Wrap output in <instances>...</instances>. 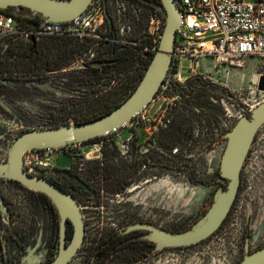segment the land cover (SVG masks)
<instances>
[{
	"label": "rangeland",
	"instance_id": "1",
	"mask_svg": "<svg viewBox=\"0 0 264 264\" xmlns=\"http://www.w3.org/2000/svg\"><path fill=\"white\" fill-rule=\"evenodd\" d=\"M110 2H112L111 7L113 8L111 10L113 12L122 9L123 4H125L126 13L132 14V8L126 4L125 0H111ZM121 24L124 28L125 25H128V20L124 17ZM126 31L125 29V33ZM124 38L130 39V34L129 36L125 34ZM44 41H47V39ZM91 42L93 44L92 40L84 42L86 43L85 46L92 45ZM41 45L48 50L47 45ZM29 48L30 44L21 39L12 44L11 51L6 52L4 47L0 46V62H6L4 66H0V81H3L1 79L4 77L13 79L12 82L3 81L5 86L0 88V98L9 107V109H6L0 106V134L3 135L0 137V161L8 159L13 142L21 134L37 129H50L54 125L65 121L66 116L60 112L64 107H83V109L91 110L92 113L100 112L106 107L107 98H103L105 94H99L98 97H102L100 98L101 101H98L96 96H89L85 100L86 93L89 94L86 92L88 86L77 83L75 80L77 76L82 78L86 75L83 68L87 66L86 63L90 62V59H85L89 48L82 49V59L79 52L72 59L71 65H75L74 71H67L64 74L62 72L60 74H50L42 81H38L36 76H30L31 62L25 59L5 60L6 56L14 53L25 55L29 53ZM188 65V62H184V66ZM201 68L202 63H200L198 70ZM208 70L209 77L207 81L214 86L200 89L198 91L199 97L196 100L197 103L208 101L211 104L209 105L210 108L207 109L209 113L199 114L193 108L189 110L193 112L192 117L198 123V125L193 123L192 130H201L198 139L194 140L193 146L186 145L183 141L179 146L180 151L175 160L173 157L175 150L170 152L159 145L156 135L163 130L160 129L159 132H156L151 127V156L161 159L162 164L167 166H151V182L143 186L138 198L134 197L133 206L135 205L134 208L138 207L141 214L150 215L151 221L165 228H183L197 217L215 188V184L192 183L187 175V169L180 170L178 168L180 161L189 160L193 166L199 168L202 177L208 180L213 179L216 171L219 170V156L224 151L223 145L225 142L213 147V149L208 147L210 140L206 130V122L209 121L207 116L218 113L227 122V114L229 113L230 121L236 123L244 116L242 111L244 107L248 108L249 106L254 109L264 101V95L258 90V84H256V79L259 80V77L264 75L262 64H258L256 67L250 66V68H247L245 66L236 69L214 68L210 65ZM187 76V69H182L180 82H176L177 88L176 86L175 88L167 86L158 100L151 104L147 115L152 122L155 119L157 122L164 120V116H167L169 112L176 109L182 110V107H185L184 111H186L187 108L182 103L195 104V100L190 98L188 100V97L178 92L180 90L187 94L191 91V88L201 86L191 80L196 78L185 80ZM72 80L74 84L70 83ZM118 82L117 80L108 85V89L116 87ZM69 85L76 87L74 93L62 89L63 86L68 87ZM215 86L229 91L235 97V101L229 102L226 100L222 104L220 100L225 98V93L221 89L217 90ZM211 97H213V100ZM73 98L82 103L72 105L75 101ZM217 100H219V103H217ZM194 107L199 109V106ZM215 120L218 121L219 137L224 133H228V128H231L230 123H228L227 128L222 125L220 119L215 117ZM124 133L127 135V131ZM115 134L121 133L115 132ZM193 135L196 137L195 133ZM217 137L214 136V139ZM216 150L217 153H213ZM67 163L68 158L64 157L63 165ZM12 189L13 185L9 186L4 182H0L2 193L16 203V212L19 217L17 225L27 229L36 227V229L43 230L45 234L49 223L46 215H44L43 221L39 219L36 222L33 217L31 218V215L35 212L33 198L29 197L27 193L12 197L11 193H14V190L11 192ZM113 212V210L105 211L110 215L108 217H113L117 213L114 212L113 214ZM3 218L2 216L0 220L1 223L5 224ZM118 223L116 220L88 222L89 241H97L100 233L115 228L114 225ZM51 228L53 230L51 232L56 234L58 223L56 221L52 222ZM245 233H251L252 235L251 251L256 250L259 246H264V126L259 130L250 149L242 171L239 195L224 225L212 237L197 245L156 253L149 259L136 260L131 264H239L244 256ZM80 258H83V256L76 257L71 264H89V261L85 262ZM107 264L121 263L119 259L113 258Z\"/></svg>",
	"mask_w": 264,
	"mask_h": 264
},
{
	"label": "flooded vegetation",
	"instance_id": "2",
	"mask_svg": "<svg viewBox=\"0 0 264 264\" xmlns=\"http://www.w3.org/2000/svg\"><path fill=\"white\" fill-rule=\"evenodd\" d=\"M110 1L111 0H101L102 10L105 15L104 17L105 30L104 29L101 30V35L104 36L106 39L108 38L115 40V42L108 41L106 39L100 42L94 41L92 45H88L89 46L88 54L87 55L85 54L86 55L85 59H90V63L98 59H103L102 67L106 63V61L104 60L108 59L109 57L108 50L111 47L117 48L119 46H124L126 44H132L138 46V45H144L145 43L147 44L148 41L149 44L151 43L152 46L153 44L152 21L155 17V13H157L156 11H158V14L160 16L165 15V13L159 9V6H161L162 4L161 0H159L158 4H156L154 0L151 1L141 0L139 4L144 7L143 13L145 18V29L142 35L139 36L137 40L136 39L137 35L134 32L135 30L134 24L131 21L130 14L126 13L125 4H123L122 9L113 12L111 10V8H113L111 7L112 2ZM125 2L130 7L131 5H133V2L130 0H125ZM8 9H17V8H8ZM20 9H24V8H18L19 14L23 15L26 13L25 10H20ZM4 10L6 11V9ZM39 17L41 18L40 21L44 20L43 17L41 16ZM124 17L126 20H128V25H125V27L122 28L123 25L121 24V20ZM21 18L27 19L29 23H31V20H33L30 16H24ZM150 21H151V36H150ZM125 29L127 30L126 33H125ZM124 33L128 36L130 34V39L129 38L125 39ZM134 36H136V38H134ZM44 38L46 37L39 39L35 38L36 40L35 44L33 43L32 38L30 39V41L23 40L30 44L29 53L25 55L14 53L13 55L6 56L5 60L14 61L18 59H25L31 62V64H33L34 62L42 63V61H44L48 56L47 50L44 47H42V45L40 44V41L43 40ZM16 40H20V38L13 39L12 41L6 42L4 45H0V46L4 47V50H6V52L11 51L12 44ZM96 43L98 44V46H96L97 45ZM156 52L153 53V56L155 55ZM79 53H81L80 54V58H81L82 52ZM3 63L6 62L4 61ZM71 64L69 65L70 67L67 66L63 69L54 70L46 73L40 72V70L37 68L35 70V75H33L34 73L31 74L32 72H30V76H36V79L38 81L40 80L42 81L46 79V76H49L50 74L52 75L60 74L61 72L64 74L67 71H71V70L74 71L75 65L72 66ZM88 64L89 63H86L85 65ZM88 68H89L88 66H85V68H83V71H86L84 72L86 75L89 74L87 72ZM100 73L104 77L106 76L104 75L105 72H103L102 68L100 70ZM174 73H176V71L172 67L169 72V75H173ZM169 75L166 77V79L169 77ZM40 77L42 78L40 79ZM4 78L1 79L4 82L6 81L12 82L13 80L11 79V77L10 79H6V78L4 79ZM73 80L70 82L71 84H74ZM3 81H0V88L5 86L4 85L5 83ZM99 87L105 89L106 86L104 83H101ZM215 88L217 90L221 89L225 93L224 94L225 98H222L220 100L222 104H224L226 100L229 102L235 101V97L233 96V94H231L226 89L219 86H215ZM62 89L66 91H72L73 93L74 91H76V87L73 85H69L68 87L63 86ZM104 91L105 90H102L101 92ZM211 99L213 100V97H211ZM73 103H81V101L75 100ZM217 103H219V100H217ZM0 106L9 109V107L4 103V101H2V98H0ZM205 110H206L205 107H203L202 105L199 106V109H196V111L199 114L205 113ZM62 111L63 113H69V109L67 107L62 109ZM171 114H172V119L164 129L167 130L168 133H170V131L175 127L174 124L175 116L173 112H171ZM248 115L250 114L247 113V111H245L244 116H248ZM210 116L211 117L210 119H208L209 120L208 123L212 122V124L209 125L206 122L207 125L206 130L208 131L207 134L209 135L208 137L210 140V142L208 143V147L213 149V147L226 142L225 136L227 134L224 133L221 137H219L220 136L218 133L219 128L217 126L218 121L215 120V117L220 119L222 125L224 126H226L231 121L229 119V113L227 114L228 116L227 122H225L224 119L221 116H219L218 113L217 114L213 113ZM70 121H71L70 124H76L74 123L73 119H71ZM194 123L198 125L196 121ZM235 124L236 123L234 122L233 126ZM233 126L228 130V132L233 128ZM130 130L131 131H128V128L126 129L128 133L133 132L132 137H128L129 134H127L126 137L124 138L118 136L117 134H108L106 136L104 135L85 142H75L76 145H74L71 148L68 154L62 156L61 160L56 164V166L49 167L46 169H39L37 173H34V175L25 172L26 174L33 177H40L47 179L48 181L52 182L53 184H55L65 192L69 193L75 198L76 202L78 203L81 209L82 218L85 223L84 241L81 248L77 252L76 256L71 260L69 264H71L72 261H74L75 258L78 256H83V258L80 259H83L85 262L89 261V258L91 257L90 251H94L95 246L104 237L103 233H101L99 235L101 238L98 237V241H89L90 238L88 231V222H94V221L116 220L119 222L117 225L113 224L115 228L111 230L109 229L111 235L108 236L110 237V239L107 242V245L110 246L116 245L115 247L117 251L111 254L108 260H106L103 264H107L109 260L113 258L119 259L121 264H131L136 260L149 259L152 255L156 253H161L167 250H179L182 248H186V247L167 248L161 252H155L156 245L154 243L148 240L139 239V237L146 234L147 231L145 230L127 231V226L131 224L144 223V224H153L160 228L172 232H180L181 229H183L185 226H187L189 223H191L193 220L196 219L195 217L193 220H191L183 228L180 229L165 228L151 221L150 215L145 216L141 214L138 207L134 208L135 206V205L133 206L134 197L138 198L141 190L143 189V186L151 182V129H148L147 127H145V125H142L137 119H134L131 121ZM139 130H142V132L145 133V135L142 138L138 137L137 135V132ZM185 130H187V128H185ZM188 132L191 134V137L188 143H186V145L189 144L190 146H193L194 140L198 139L201 130L190 129ZM193 133L196 134V137H194ZM2 136L3 135L0 134V137ZM214 136L215 137L218 136L219 138L217 137L216 139H214ZM173 150H176L174 154H178L180 151L179 147H176ZM64 157L68 158V163L66 165H63ZM145 164L147 166L146 168H143V165ZM178 168L180 170L185 169L184 167L181 166H179ZM218 172L219 170L216 171L215 175L213 176V179L208 180L202 177V175L199 173V168L197 167L195 172L196 174L195 176L192 177L190 176L187 170V175L192 183L195 184L202 183V184H212V185L215 184V188L213 189L208 199V202L205 204L203 210L199 215L203 216L207 212L205 210H208L211 207L212 203L210 204L209 202L211 197H214V193L220 188L225 189L227 186V181L221 178L220 172L219 175ZM0 182H4V184H8L9 186L13 185V189L11 190V192L14 190V193H11L12 197L27 193L29 197L33 198V203H34L35 212L31 215V218L33 217L36 222L39 219L40 221H43L44 215H46V219L50 223V224L48 223V229L45 234L43 233V230H39V228L36 229V227L27 229L17 225V221L19 217L16 212V206H15L16 203H14L13 200L8 199L6 195H4L0 190L7 204L8 211L10 214V222H11L9 224L8 221L6 220V217L0 211V218L3 216L4 217L3 221L5 222V224L1 223L0 220V226H1L0 245L2 252V262L4 264H26L28 261H35L34 264L51 263L58 255L59 247H60L61 217L58 209L56 208L52 200L44 193L29 190L28 188L22 186L20 183L15 181L0 179ZM241 182H242V173H241ZM209 205L210 207L208 208ZM106 210H113L114 212L117 213L114 214L113 212L114 214V215L112 214L113 217H108L110 215H108V213H105ZM54 221L58 223V232L56 234H53V232H51L53 231L51 226H52V222ZM224 223L222 224V226L224 225ZM73 235H74V227L72 223L69 222L67 236H66L67 245L72 241ZM1 236L4 237L5 242L7 244V256L5 255L4 250L2 249ZM247 240H249L250 243L249 252H254L263 247V246H259L257 247L256 250L251 251L252 249L251 233L244 234L245 245ZM245 245L243 248L244 256L246 255ZM103 258H105V256H103ZM91 264H95V263L91 261Z\"/></svg>",
	"mask_w": 264,
	"mask_h": 264
},
{
	"label": "water",
	"instance_id": "3",
	"mask_svg": "<svg viewBox=\"0 0 264 264\" xmlns=\"http://www.w3.org/2000/svg\"><path fill=\"white\" fill-rule=\"evenodd\" d=\"M93 0H0V9L24 8L33 16L48 21H68L84 13ZM159 9L166 15L163 35L143 78L134 92L106 115L84 124H70L57 128L37 129L20 135L12 144L8 159L0 161V179L11 180L35 192L46 194L58 209L60 221V247L56 258L49 264H69L84 241L85 223L75 198L47 179L33 177L23 169V155L37 148H58L71 142H85L110 134L127 124L152 104L164 80L173 67L176 33L182 25L183 15L174 0H161ZM36 43L35 38H32ZM258 90L264 92V75L258 80ZM264 126V101L255 107L250 116L241 117L226 134L224 151L219 156V172L227 181L225 189L214 193L207 212L188 230L172 232L153 224L136 223L127 226V231L145 230L139 239L156 245L155 252L167 248L192 246L209 239L228 217L239 192L241 173L250 149L259 130ZM222 148V149H223ZM0 211L10 224V214L4 196L0 192ZM74 227L72 241L67 245L68 223ZM1 229V226H0ZM2 249L7 256V244L1 236ZM239 264H264V246L249 252ZM28 261L26 264H34Z\"/></svg>",
	"mask_w": 264,
	"mask_h": 264
},
{
	"label": "built area",
	"instance_id": "4",
	"mask_svg": "<svg viewBox=\"0 0 264 264\" xmlns=\"http://www.w3.org/2000/svg\"><path fill=\"white\" fill-rule=\"evenodd\" d=\"M174 1L183 15L182 25L176 33L175 41L174 60H176L177 71L164 81L152 104L158 100L167 86L175 88L174 84L180 82L182 69H187L188 72L185 80L196 77L207 80L210 65L214 68L236 69L245 67L249 58L264 61V0ZM104 17L101 0L92 1L84 13L71 20L48 21L44 19L34 25L27 19L0 9V45L16 38L30 41L31 38L51 36L72 38L81 43L90 40L100 42L106 39L101 35V30H105ZM165 22L163 16L155 13L152 21L153 44L145 48V52L157 51ZM30 26L32 28L29 29ZM106 40L115 42L108 38ZM184 62H188L189 65L184 66ZM200 63H202V68L198 70ZM150 107L151 105L133 120L137 119L148 129L153 127L156 132L160 129L164 130L172 119L171 112L164 116V120L157 122L155 119L152 122L147 115ZM252 110L253 108L248 106L243 109V112L247 111L250 114ZM234 122H230V127ZM225 127L228 128V124ZM127 128L131 131V123L110 134L119 132L121 134L117 135L124 138ZM128 131V137H132L133 132L128 133ZM137 135L142 138L145 133L139 130ZM74 145H76L75 142L58 148L28 150L24 154L23 168L28 174L34 175L39 169L54 167ZM146 166V164L143 165V168Z\"/></svg>",
	"mask_w": 264,
	"mask_h": 264
},
{
	"label": "trees",
	"instance_id": "5",
	"mask_svg": "<svg viewBox=\"0 0 264 264\" xmlns=\"http://www.w3.org/2000/svg\"><path fill=\"white\" fill-rule=\"evenodd\" d=\"M130 1L133 2V5H131L133 14H130V18L134 24L135 27L134 32L137 35L136 39L138 40L139 36L142 35L145 29V18L143 13L144 7L139 4L141 0H130ZM154 1L156 4H158L159 2V0H154ZM132 6H134L135 8ZM20 10H25L26 13L21 15L18 13V9H6V12L19 17L30 16L33 19L31 20V23L33 25L39 23L38 21H40L41 19L39 16H33L32 13L27 9H20ZM156 12L158 13V11ZM162 16L164 21H166L165 15ZM30 28L32 27L30 26L29 29ZM45 39H47V41H44ZM42 41H40V44L47 45L48 56L44 61H42V63L34 62L32 64L31 74L33 73L35 74V70L37 68L40 70V72L43 73L63 69L72 63V59L74 58V56H76L77 52H81L82 49L85 50V48L89 47V46H85L86 43H81L75 39L66 38V37L51 36L44 38ZM145 44L138 46L132 44H126L124 46H119L117 48L116 47L109 48L108 50L109 57L108 59L104 60L106 61V63L103 67H102L103 59H98L92 61L91 63L89 62V64L87 65L89 67L87 71L89 74H87L82 78L77 76L75 80L77 83H81L83 85L88 86L86 92H88L90 95L86 93L85 100H87L89 96H96L97 100L101 101L100 98L102 97H98L99 94L100 93L105 94L103 98H107L105 103L106 107L104 109L102 108L103 110H101L100 112L92 113L91 110L83 109V107L72 106V105H76V103H73L71 105L72 107H67L69 109V113H63L62 110L60 111L63 115L66 116L65 121L54 125L52 128L69 125L71 123L70 121L71 119H73L76 124H84L87 122L94 121L106 115L107 113L111 112L121 103H123L126 99H128L136 89L137 85L142 79L147 67L149 66L153 58V53L151 54V52L144 51L145 48L151 47V43L149 44L148 41L147 44L146 45ZM4 65L5 64L3 62H0L1 67ZM101 68L103 69V72H105L104 73V75H106L105 77L100 73ZM173 68L175 69V71H177L176 60H174ZM117 80L119 81L118 85L116 87H111V89H108V85H110L113 82H116ZM191 80L194 83H197L201 86L196 88L195 87L191 88V91L187 94H184L180 90H178V92L183 94L185 97H188L187 98L188 100L189 98L191 100H195V104L190 103L188 105L182 103L184 106H186L187 109L186 111H184L185 107H182L181 108L182 110L176 109L175 111H173L175 116L174 119L175 127L170 131V133H168L167 130L161 131L157 137L159 145L170 152H172L174 148L181 146V143L183 141L184 143H188L191 137V134L188 131L192 129V125L196 120L192 117L193 112L189 110L192 108L196 110L197 108H195L194 106L202 105L206 109L205 112L209 113L207 109L210 108L209 105L211 104L208 101L205 102L201 101L197 103L196 99L199 97L198 91L200 89L213 87L214 85H212L207 80H204L202 77H196V79H194L195 81L193 79ZM101 83L105 84L106 86L105 89L99 87ZM175 86L176 83L174 84V87ZM102 90L105 91L101 92ZM207 99H209V97H207ZM249 116L250 115H248V117ZM207 117H209L208 119H210L211 116L208 115ZM208 124L211 125L212 122H209ZM185 128H187V130H185ZM173 157L176 160L178 156L177 154H175ZM162 165L167 166L165 164H162L161 159L151 156L152 167H161ZM179 166L187 169L191 177L195 176L196 167L193 166L189 160L180 161ZM212 201H213V197H211L209 203L211 204ZM209 207L210 205L208 206V208ZM201 217L202 215H198L195 220H193L191 223H189L187 226L181 229V231L191 228V226L195 224ZM103 235L104 237L101 239V241L98 242L96 246L94 244L95 250L90 251L91 252V257L89 258L90 264L91 261L94 262L95 264L96 263L103 264L106 260H108L111 254L117 251L115 247L116 245H112V246L107 245V242L110 239V237L108 236L111 235L110 230L103 232ZM99 238L101 237L99 236ZM103 256H105V258H103Z\"/></svg>",
	"mask_w": 264,
	"mask_h": 264
},
{
	"label": "crops",
	"instance_id": "6",
	"mask_svg": "<svg viewBox=\"0 0 264 264\" xmlns=\"http://www.w3.org/2000/svg\"><path fill=\"white\" fill-rule=\"evenodd\" d=\"M258 64H262V66L264 67V61L262 60H258V59H255V58H249L248 61H247V64H246V67L247 68H250V66H254L256 67ZM2 252H1V245H0V264H2Z\"/></svg>",
	"mask_w": 264,
	"mask_h": 264
},
{
	"label": "bare ground",
	"instance_id": "7",
	"mask_svg": "<svg viewBox=\"0 0 264 264\" xmlns=\"http://www.w3.org/2000/svg\"><path fill=\"white\" fill-rule=\"evenodd\" d=\"M256 84H258V79H256ZM262 94L264 95V92H262ZM213 153H217V150L216 151H214Z\"/></svg>",
	"mask_w": 264,
	"mask_h": 264
}]
</instances>
